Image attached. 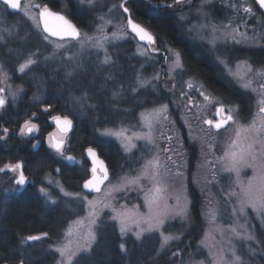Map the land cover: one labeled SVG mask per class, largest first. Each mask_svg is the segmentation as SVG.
Listing matches in <instances>:
<instances>
[{
  "label": "snow or ice",
  "instance_id": "1",
  "mask_svg": "<svg viewBox=\"0 0 264 264\" xmlns=\"http://www.w3.org/2000/svg\"><path fill=\"white\" fill-rule=\"evenodd\" d=\"M212 2L213 0H201L197 8L198 15L202 14L205 21L199 26L198 35L202 45L207 46L220 76L252 94L255 113H250V120L243 116L241 104L209 88L200 72L188 66L181 48L172 46L167 39L136 21L133 0L118 2L104 0L103 4L100 0H75L74 5L73 0H60L59 10L53 8L57 0L42 2L25 0L23 5L21 0H0L6 14L9 10L22 12L23 16L31 21L30 32L37 36L39 42L54 49L42 59L39 46L34 51H29L16 67V73L21 74V78L32 73L35 79L36 70L41 63L47 65L60 54L62 61L66 62L64 67L67 68L63 77L65 83L60 84V94L64 95L67 92L65 105L71 112L98 108L97 104L89 103L87 89L80 95L75 94L74 90L79 91L84 87L83 84L76 82V77L86 75L91 68H95L97 74L105 73V85L115 83L120 63L118 53L110 49L117 48L119 45L116 41L119 40L137 39L141 42L137 45L135 55L142 57L143 62L140 69L134 73L130 92L137 106H143L144 111L139 114L138 125L132 127L146 128L147 131L133 132L131 137L125 135L129 129L124 127L116 130L107 127L96 128L95 131L101 137L123 138L126 143H123L122 147L126 153L138 147L133 140L143 141L144 148L151 153V157L145 160L136 174H126L117 184L101 189L100 186L109 180V171L105 161L100 159L97 148L88 146L84 151L91 160V177L84 180L83 188L104 193L102 198L92 200L80 191H68L59 180L54 182L50 178L51 173L44 177L47 183L41 182L37 191L45 205L51 206L50 211L54 214L60 213V205L63 204L64 212L69 215L76 214V218L69 219L62 229L60 241L55 245H49V249L58 254L55 264H161V261L163 264H256L251 258L257 255L262 258L260 264H264V240L249 229L246 211L251 209L264 226V61L256 66L250 57L234 58L229 47L245 45L250 48H264V33L258 32L253 26L249 34L248 20L245 19L246 17L257 19V9L253 5H258L259 10H264V0H251L250 3L247 0H221L222 5L235 15L230 17L227 23L220 24L210 22L209 14L205 11ZM192 3L193 0H171L170 3L168 0H161L152 7L161 12L170 11L177 17V23L180 25L179 28L174 27V30L181 36L185 33L191 36L196 26L185 29L183 25L187 23V18L181 13L184 12L185 5L190 9ZM70 5L80 13L78 18L99 12L94 18L89 17L91 34L84 30L89 24L81 27L71 18L73 7ZM104 8H107V11H104ZM259 20L264 27V11L259 12ZM166 22L162 21L160 26ZM109 26L114 31L106 32ZM242 26L245 28L243 32L240 31ZM0 31L6 32L8 36L13 35L8 28ZM158 41L163 44V49L157 46ZM0 43H7L4 35H0ZM72 48L77 50L73 52ZM161 51L164 53V63L169 66L167 72L154 70L152 75H145V65L149 61H155L153 54ZM93 57L95 60L90 67L88 62L92 61ZM242 68L244 71H241ZM58 74L59 69L55 72V75ZM165 76L171 84L167 82L163 84V93L171 99H167L161 91L160 82ZM10 79L9 72L0 64V84L6 85L0 87V113L6 112L10 105L15 106L17 101L23 99L22 94L25 93L23 84L13 87L7 83ZM42 91V88H38V93ZM124 96L125 86L120 83L112 88L108 103L116 111H121L119 104ZM30 100L39 111H32L31 115L18 125L19 131L15 135L29 138L30 141L36 140L34 134L40 132L41 128L36 121L41 113L48 114L49 120L56 126V131L49 132L47 137V147L55 157L53 162L60 165L56 167L55 172L57 174L61 172L63 162L80 164L81 161L70 154L68 147L71 142L70 133L75 128L71 113L58 112L52 115L55 105L44 100L41 94H33ZM172 106H176L181 112L184 127L188 130V140L199 141L204 156L211 153L222 133H231L223 155L217 156L215 160L206 161V164L211 166L212 175L208 184L220 187L226 202L232 204V213L236 218L227 229L231 236L219 249L213 251L214 246L207 243L209 239L207 232L200 240V246L209 248L210 261L207 257L195 259L197 250L188 251L186 257L185 251L190 249V244L180 246L192 222L187 186L181 180L176 195H164L170 187L169 182L183 176L181 171L183 165L178 164L177 160H183L186 154L184 142L176 134L175 123L171 119ZM122 111L128 112L130 109ZM96 121H99V116L96 117ZM155 132H159V141L166 142L163 146L158 142ZM12 138V128L8 126L7 121L0 123V147L6 148ZM39 146V140L31 144L33 150ZM205 146L209 153L204 152ZM43 163L41 162V165ZM173 168L176 171H173ZM244 169H251L253 172L247 183L241 179ZM4 175L8 176V186L0 188V194H3L0 198L2 216L0 230L4 229L3 219L7 218L9 201L23 195L28 185L36 183L26 175L25 162L22 159H16L14 162L9 159L4 162L0 166V180ZM233 177L235 179H232ZM226 179L231 182L227 185L229 191L224 192L225 185L222 181ZM142 180L151 183L147 191L144 190ZM136 189L145 192L144 207L147 211H140L138 205H133L130 209L126 203L116 206L114 203L117 200L116 194H126ZM203 191L204 189H201L202 193ZM170 200L175 202L170 203ZM219 203L217 200L213 205V201L209 199L207 213L202 211V215L209 217V223L216 221ZM81 204L86 212L84 216L74 213L72 207V205L79 207ZM105 209H110L112 213L107 216V221L102 215ZM175 221H179L178 226L174 224ZM109 222L116 228L119 236L116 245L118 251L115 253L119 257L117 261L110 260L113 255L110 248H101L106 239L104 230ZM173 228L175 231L171 230ZM217 231H220L221 236L225 235L224 231ZM154 234H158L155 248L146 255V258L141 256L134 261L135 246L142 244L145 236L152 237ZM49 236L48 231L27 235L17 233V242L14 245L0 242V264H33V260L36 259L30 256V249L34 247L33 242L42 241ZM233 237L243 242V248L250 259L245 260L243 252L237 253L236 246L232 243ZM173 247L175 250H172ZM166 253L170 255L166 256Z\"/></svg>",
  "mask_w": 264,
  "mask_h": 264
},
{
  "label": "rangeland",
  "instance_id": "2",
  "mask_svg": "<svg viewBox=\"0 0 264 264\" xmlns=\"http://www.w3.org/2000/svg\"><path fill=\"white\" fill-rule=\"evenodd\" d=\"M40 0H35V2H39ZM75 0H73L74 5ZM111 2V0H110ZM118 2V0H117ZM170 3L171 0H168ZM247 2H251V0H247ZM22 5L25 3V0L21 1ZM60 0H57V6L59 7ZM100 3L103 4L104 0H100ZM201 3V0H193L192 7L189 9L187 5H185L184 12L181 13L187 18V23L183 25L185 29H187L190 26H196V29L193 31L191 36H188L186 33L183 35L184 39L187 40V42L190 43L196 50L203 54L205 58L211 62L213 66L214 63L212 61L211 56L209 55L208 48L205 45H202L198 32H199V26L203 24L204 17L202 14L197 13V8L199 7ZM73 5H70L73 7ZM255 9H257V19H250L245 18L248 20V31L249 34H251V28L253 26L256 27L258 32L264 33V27L261 26V22L259 20V12L263 10H259L258 5H253ZM74 8V7H73ZM75 9V8H74ZM104 11H107V8H104ZM159 11V10H158ZM205 11L209 14V21L214 22L216 24L220 23H227L230 17H234V13L231 12L229 9L225 8L222 5L221 0H213V2L205 9ZM164 14H167L168 16H174L175 21L177 22V17L173 15L170 11L169 12H161ZM97 13H91L88 14L89 17H93L95 15H98ZM88 15L84 16V20L82 22V27H84L85 24H89V27L84 28L85 31H89L91 34L92 26L90 24V20L88 19ZM91 15V16H90ZM126 23V20H125ZM178 24V23H177ZM30 25L31 21H28L26 17L23 16V13L18 11L17 15L8 16L4 12V7L0 5V29L8 28L13 32L12 36H8L6 32L0 31V35H4L7 39V43H0V64L4 65V68L6 71L9 72V75L11 76V79L7 82L9 84H12L13 87L20 84H29V89L31 92H33V81H31V78L33 75L29 73L28 75H24L23 78H21V74L16 73L15 69L18 66L20 62L23 61L24 56L29 51H34L37 46H39L41 50V59L43 56H47L50 53L54 51L52 46L45 45L42 42L38 41L37 36L30 32ZM180 25L178 24V27ZM235 26V25H233ZM106 32L114 31V29L109 26L106 30ZM240 31H245V28L242 26ZM116 43L119 45L117 48H112L110 51L117 53L118 52V59H120V71L116 73V84L122 82L124 85L127 86V90L129 94L132 96L130 92V84L134 80V73L140 69V65L143 62V58L135 55L137 51V41L135 39H125V40H119L116 41ZM78 47V46H77ZM233 57L239 56L240 58L244 57H250L252 62L259 66L262 61H264V48L259 47H247L245 45H230L229 46ZM77 48H72V51L75 52ZM63 49L61 50V54H63ZM126 53V58L124 59V55L122 53ZM159 58L155 56V61H149L145 65V75H152L154 70H162L163 72H167L168 65L164 63V53L163 51L160 52ZM259 54L260 58L254 59L255 54ZM95 57L92 58V61H89V66L91 67L92 63L94 62ZM158 61V63H157ZM66 62L62 61L61 55L58 54L54 60L49 61L47 65L41 63L39 66L41 69H49L54 68L55 71L59 69V72L64 77V72L67 70V68L64 67ZM127 67L132 70L130 74L127 76L124 75V73L127 72ZM216 67V66H215ZM112 71V70H109ZM241 71H244L242 68ZM104 72H100L99 74L96 73L95 68H91V70L86 74H81L80 76L76 77V82H82L83 84H87V86L95 87L99 84L100 89L102 91H106L107 87L111 84L115 83H109L107 85L104 84ZM221 77V76H220ZM187 77H185L186 79ZM221 79L227 83V85L230 86L231 89H228V93L224 94L225 96H228L233 101L239 103L242 105L243 108V116L246 117L248 120L251 119L250 113H255V104L254 100L251 99L252 94L249 92H245L243 89L239 88L236 84L230 83L227 79L221 77ZM167 82L169 85L171 84V81L167 80V77L165 76L164 79L160 82L161 83V91L163 93V84ZM61 83H65L64 80H57L53 84V89L55 92H59V89L57 88L60 86ZM33 85V88H32ZM24 86V85H23ZM37 86V84L35 85ZM0 87H6L5 84H0ZM25 88V87H24ZM236 93H234V92ZM26 92V91H25ZM58 94V93H57ZM167 99H171V97H168L166 93H163ZM239 94V95H238ZM24 95V93L22 94ZM133 97V96H132ZM18 102V101H17ZM136 105V111L133 113V117H130L128 120H122L118 123H115V126L112 127L114 130L120 129L121 127L128 128L129 130L125 133L126 136L131 137L133 132H146V128H140V127H132L133 125H138L139 123V114L140 112L144 111L143 106H137ZM11 106V105H10ZM9 106V107H10ZM150 107V105H148ZM71 112V111H70ZM77 112V111H76ZM171 112V119L175 123L176 127V134L180 136V138L184 142V148L186 151V154L183 158V160H177L178 164H182L183 167L181 168V171L183 172V176L180 178H177L174 182H169L170 187L168 188V191L164 193L165 196H174L177 194L180 188V182L181 180L183 183L187 186V193L188 197L191 201L190 205V212L192 215V211L194 212V216L196 218L195 224L191 222L190 227L187 229V235L184 237L183 244L180 245L183 247L184 245L190 244V249L185 251V256L187 257L188 251L190 250H197V254L194 257L197 260L204 259L205 257L208 258V260H211V256H209V248L208 247H202L200 246L199 242L201 239L204 238L205 233H209V239L207 243L209 245L214 246L213 251L219 249L221 247V244L224 243L229 236H231V233L228 232V226L233 224L235 221V217L232 213V204L227 203L223 193L221 192V189L218 185L215 184H208V181L212 179L211 175V166L206 164L207 160H215L217 156L223 155V152L226 147V141L231 138V133H222L221 137L215 142V147L211 150V153H209V149L205 146L204 152L209 153L207 156L202 155L201 153V146L199 141H189L188 140V130L184 127V123L181 119V112L176 106H172L170 108ZM72 113V112H71ZM1 114V113H0ZM127 112H124V115H126ZM49 123L51 125V121L49 120ZM171 127V125H169ZM19 131V129H18ZM18 131L16 133H18ZM50 132H55V130L52 128ZM36 137V140H39V138L45 139V144L43 150L54 157V155L51 153V151L47 147V137L48 134H42L41 131L34 134ZM154 135L157 137L158 142L159 141V132H155ZM14 136L17 139L30 141L29 138H21L18 135ZM100 142L103 144V146H112L115 153H116V161L117 164L111 167L109 170V180L106 182V184L103 186L102 189H106L110 185L117 184L120 181L121 177H124L127 175H134L136 174L140 167L144 164L145 160L149 159L151 157V153L148 152L146 148H144V142L143 141H136L133 140V143L137 144L138 147L135 149H132L131 152L126 153L124 151V148L122 147L123 143H126V141L121 139H117L116 137H101L99 136ZM32 140L31 144L34 143ZM40 141V140H39ZM166 142H161L162 146ZM74 155V154H71ZM78 160L81 161L80 164H70L68 162H63L62 169H64V166L74 168L75 171H81L84 172L85 178L80 184V188L78 191H80L82 194L87 195L84 190H82V184L84 183V180L88 179L90 177V168L89 166L84 167L82 166V161L85 159V154L83 156L74 155ZM55 158V157H54ZM122 160V161H121ZM121 162V163H120ZM60 166V165H59ZM173 171H176L175 168H173ZM253 175V172L251 169H244L241 173V179L247 183V180L249 177ZM46 176V175H45ZM44 176V177H45ZM44 177L39 178L37 181H35V184L28 185L27 189L30 190V195H32L34 198H37L39 200L43 199L40 197L37 189L40 186L41 182L47 183L46 180H44ZM50 178L55 182L58 179V174L53 171V174L50 176ZM30 180H33L32 178H29ZM232 179H235L234 177ZM231 181L224 180L222 183L225 185L224 192L229 191V188L227 185ZM144 190L147 191L149 187H151V183L148 180H142L141 181ZM8 186V176L4 175L3 179L0 180V188ZM201 189H204L203 193L201 192ZM238 190V189H237ZM69 191V190H68ZM75 192V191H71ZM103 191L96 194V195H87L89 200H92L94 198H102L103 197ZM144 191H139V189L124 193H118L117 200L114 202L117 207H119V204L126 203L128 208H132L133 205L140 206V211H147V209L144 207L145 200H144ZM24 197L22 199H16L18 202H27V200H30L29 196ZM3 197V194H0V198ZM67 199V198H63ZM211 199L213 201V205H215V202L219 200V207L217 211V219L214 223H209V217L207 215H202V211L204 213H207L208 210V200ZM170 203H174V200H170ZM45 211H43L42 218L44 220H50L52 222L51 227V237L50 241H47V243L43 246L44 253H41L40 251H36V248L33 247L30 249V256L35 257L36 260H33V264H55V259L58 254L52 252L49 249V245H55L58 243L62 236V229L66 226V223L69 219H75L76 214L69 215L67 212L63 211V204L60 205L61 212L58 214H54L50 211L51 206H46L44 201L42 202ZM197 205V206H196ZM74 209V213L79 214L80 216L86 215V212L84 211V207L81 204L79 207H76L75 205H72ZM195 210V211H194ZM248 213V227L249 229L255 233L257 236V233H260L261 236L264 234V226L261 225L260 219L256 216L255 213L252 212L251 209L246 210ZM111 210L105 209L104 213L102 214L104 216L105 221H107V216H110ZM41 216V213H39ZM38 215V217H40ZM242 222V221H241ZM175 225H179V221L174 222ZM37 226H34L32 228H35ZM172 231H175V228L171 229ZM221 230L225 232L224 236L220 235ZM104 236L106 237L105 241L101 244V248H110L113 255L110 257V260L115 261V254L114 250L112 249V245H117L119 242V236L116 228L109 222L107 223V227L104 230ZM212 237H215L214 239ZM44 240V239H43ZM38 243L41 241H37ZM37 242H33L34 246ZM158 242V234H154L152 237L145 236L144 241L142 244H137L135 246L134 254H133V260L136 261L141 256L146 258V255L151 252ZM232 243L235 244L237 253H244L245 260L250 259L247 256L246 250L243 248V242L235 239L233 237ZM131 247V244H130ZM225 247L227 245L225 244ZM172 250H175V247H173ZM170 255V253H166V256ZM254 259L256 261V264H260L261 257L259 255L255 256ZM51 260V261H50ZM161 264L163 262L161 261Z\"/></svg>",
  "mask_w": 264,
  "mask_h": 264
},
{
  "label": "trees",
  "instance_id": "3",
  "mask_svg": "<svg viewBox=\"0 0 264 264\" xmlns=\"http://www.w3.org/2000/svg\"><path fill=\"white\" fill-rule=\"evenodd\" d=\"M146 1L153 5L159 4L161 2V0ZM146 1L133 0L132 6L134 8L136 21L148 27L150 31L158 33L160 36L167 39V41L172 46L181 48L184 52L185 61L188 66L200 72L210 89H215L217 93H228V89L231 88L221 79L220 74L216 71L215 66H213L203 54L195 51L196 49L190 45V43L187 42L183 36L179 35L177 31L174 30V27L179 28L174 16H168L167 14L161 13L160 11L154 9ZM39 2H42V0ZM53 8L54 10H59V7L56 3L53 4ZM79 16L80 13L76 12V10L73 8V14L71 18H73L74 22L77 23L78 26L82 27L84 17L78 18ZM162 21L167 22L164 23L163 26H160ZM157 46L161 49L164 47L163 44L159 43V41L157 42ZM122 54L124 55V61L126 58V53ZM254 57V59L258 57L260 58V55L257 53L254 55ZM119 62H121L120 59ZM131 71L132 70L127 67L128 73L125 72L124 75L127 76ZM55 72L56 71L54 68L41 69L38 67L35 73V79H33V77L31 78V81L34 82V88L32 85L33 92L30 91L29 84H23L26 91L23 95V99L19 100L15 106L8 107L6 112L0 114V117H2V119H0V123L7 121L8 126L12 128L13 132V138L9 141L7 147H0V166H2V164L7 162L9 159H11L13 162L16 159H22L25 162L26 175H28L29 178H32L34 181H37L39 178L44 177L48 173H51L52 175L53 171L59 165L54 163L53 159L55 158L52 155L47 154L42 148H39L36 152H33L30 142L17 139L14 134L19 129L18 125L23 123V121L31 115L32 111H39V109L30 100V97L33 94H41L44 100L50 101L55 105L52 115H55L58 112H63L64 114L71 113V110L65 105L67 92H65L64 95H61L60 86L57 87L59 92H55L53 89V84L55 81L57 82V80H63V76L60 73L61 71L58 75H55ZM79 83L83 84L82 82ZM120 83L111 84L107 87L106 91H102L99 84L95 87H89L87 84H83L84 87L79 91L74 90L76 95H80L85 89H87L90 96L89 103L97 104L98 108L95 110L85 109L83 112L75 111L71 113V117L74 118L75 128L70 133L71 142L68 145L70 154L79 155L81 157L84 154V150L91 145L97 148L99 157L105 161L109 169L117 164V155L113 147L108 145L103 146L95 129H103L105 127L112 128L115 126V123H118L122 120L126 121L130 117H133V113L137 108L135 105L136 100L129 94L128 90L126 89V85H124V99L119 104L121 111H116L108 103L111 97L112 88L118 86ZM36 84L37 86H35ZM38 88H42V93H38ZM123 109H130V111L124 115V111H122ZM97 116H99L98 122L96 121ZM36 122L40 124V131L42 134H48L51 131L52 126L49 123L48 114L41 113ZM41 162H44L43 165H41ZM82 166L83 168L88 166L85 160L82 161ZM84 178V172H77L74 170V168L67 166H64V169H62L58 174L59 181L69 191H78L80 188L79 186ZM30 193V190L26 189L23 195H18L16 199L27 197L30 195ZM29 198L33 201L9 202L10 206L7 210V218L3 219L4 229L0 230V242L14 245L17 242V233L21 235H27L48 231L50 236L39 243L37 242L34 246L36 251L44 253L43 246L47 243V241H50V238H54L51 237L52 222H50L48 219L44 220L42 218L43 211L46 209L44 208L43 203L34 201L37 198H34L32 195H30ZM39 213H41V216ZM38 215L40 217H38ZM191 217L192 223L195 224L196 218L193 211ZM0 218H2V216H0ZM34 226L37 227L32 228ZM257 234L258 238L264 240V234L263 236H261L260 233ZM112 249L114 250V254L118 251L116 245H112ZM117 260H119V257L115 255V261Z\"/></svg>",
  "mask_w": 264,
  "mask_h": 264
},
{
  "label": "flooded vegetation",
  "instance_id": "4",
  "mask_svg": "<svg viewBox=\"0 0 264 264\" xmlns=\"http://www.w3.org/2000/svg\"><path fill=\"white\" fill-rule=\"evenodd\" d=\"M144 1H146V0H144ZM147 2V1H146ZM147 3H149V2H147ZM151 6L153 5V4H151V3H149ZM157 10V9H156ZM161 12V11H160ZM8 14V16H13V15H17L18 14V12L17 13H15V14H12V13H7ZM161 53H154L153 55L154 56H156L157 58H159V55H160ZM216 68V67H215ZM226 83V82H225ZM227 84V83H226ZM52 126V125H51ZM52 128L56 131V128L55 127H53L52 126ZM39 140H40V146H39V148H44V144H45V139H43V138H39ZM32 141V140H31ZM31 141H28V142H30L31 143ZM36 141H34V143H35ZM38 148V149H39ZM38 149H35V150H33L32 149V151L33 152H36ZM85 152V151H84ZM85 160V159H84ZM86 161V160H85ZM87 163V162H86ZM87 165H88V163H87ZM89 166V165H88ZM70 167V166H69ZM71 168H72V166H71ZM110 169L108 168V171H109ZM83 190V189H82ZM87 195H89L86 191H84ZM31 201H33V200H27V202H31ZM34 201H36V202H43L42 200H39V199H36V200H34ZM9 202H18V200H16V199H14V200H11V201H9Z\"/></svg>",
  "mask_w": 264,
  "mask_h": 264
},
{
  "label": "water",
  "instance_id": "5",
  "mask_svg": "<svg viewBox=\"0 0 264 264\" xmlns=\"http://www.w3.org/2000/svg\"><path fill=\"white\" fill-rule=\"evenodd\" d=\"M22 1V0H21ZM264 11V10H263ZM18 11H16V10H9V13H12V14H15V13H17ZM52 39H56V38H52ZM136 41H137V43H141V42H139L137 39H135ZM51 125L53 126V127H55L56 128V126H55V124L53 123V122H51ZM84 154H85V160H86V162L88 163V165H89V168H91V160H90V158L89 157H87V155H86V153L84 152ZM100 159H102V158H100ZM103 160V159H102ZM105 165H106V167L108 168V166H107V164L105 163ZM90 174H91V171H90ZM90 177H91V175H90ZM89 177V178H90ZM88 178V179H89ZM106 182L107 181H105V183L103 184V185H101L100 187H101V189L103 188V186L106 184ZM82 189L84 190V191H86L89 195H96V194H98L97 192H95V191H89V190H87V189H84L83 188V184H82Z\"/></svg>",
  "mask_w": 264,
  "mask_h": 264
}]
</instances>
